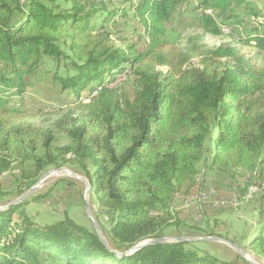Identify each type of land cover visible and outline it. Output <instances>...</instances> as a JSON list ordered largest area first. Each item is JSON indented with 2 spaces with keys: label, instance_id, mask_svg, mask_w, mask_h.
Here are the masks:
<instances>
[{
  "label": "trees",
  "instance_id": "obj_1",
  "mask_svg": "<svg viewBox=\"0 0 264 264\" xmlns=\"http://www.w3.org/2000/svg\"><path fill=\"white\" fill-rule=\"evenodd\" d=\"M89 1L0 0V176L15 164L33 163L34 171L22 177L19 197L50 167L69 164L91 183L108 218L109 227L99 222L101 229L110 245L123 252L167 236L170 227L178 226L176 198L197 185L206 153L213 167L248 172V179L264 176V66L232 43L207 49L193 64L179 46L180 34L169 26L189 1L202 9L199 26L214 36H221L222 25H230L220 22L242 24L247 16L262 17V10L250 0H137L129 8L149 37L146 48L138 51L127 40L123 46L115 44L103 28L129 8L109 11L96 28L97 11ZM238 42L254 43L264 52L262 35ZM46 57L56 61L55 70L44 69ZM62 62L66 73L59 71ZM40 73H50L54 85L78 99L87 91V100L77 106L82 121L74 120L59 132L24 122L33 115L23 108L24 94ZM120 75L132 76L131 91L122 83L112 86ZM46 195L32 194L0 210V264L244 260L220 258L200 250L195 241L158 242L120 256L106 247L92 225L69 215L45 225L35 222L25 206ZM205 209L187 212L195 217ZM179 227L174 236L191 229ZM196 230L218 236L213 229ZM247 248L264 262V219Z\"/></svg>",
  "mask_w": 264,
  "mask_h": 264
},
{
  "label": "rangeland",
  "instance_id": "obj_2",
  "mask_svg": "<svg viewBox=\"0 0 264 264\" xmlns=\"http://www.w3.org/2000/svg\"><path fill=\"white\" fill-rule=\"evenodd\" d=\"M250 1L255 2V4L262 10V17L257 19L247 16L242 24H233L231 23L233 21H227L226 23L220 22L221 24H230L222 25L221 36H214L205 33L199 26L198 17L201 15L202 9L197 8L195 1L185 2L181 5L174 14L169 26L170 28H175L180 34L179 46L189 52L193 64H198V59L201 58L202 54L207 49L216 48L221 44L232 43L238 45L248 58L253 57L260 65L264 66L263 51H260L254 43L245 45L238 42L239 38L255 36L256 34L264 36V0ZM131 2L136 3L137 0L89 1L88 4L90 9L97 11L94 18L96 28L102 27V20L107 16L109 11L121 12L119 10L128 9ZM103 28L106 32L111 33L114 43L120 46H123L124 40H127L129 44L134 45L136 50L141 51L146 48L149 42V37L145 33L143 23L137 16H135V13L131 8L125 12V16L119 14L115 16L114 19H110V21L103 25ZM64 48L67 51L65 46H63V49ZM44 67L45 70H55L56 61L52 58L46 57ZM59 71L61 73H66L63 62L60 65ZM50 76V73H40L37 79L34 80V85L29 87L25 92L23 108L33 115L27 117L24 122L42 128H51L54 131L59 132L62 131V127L64 126L69 127L74 120L82 121V118L84 117L80 110L77 109V106L81 102L87 100L86 96L88 93L87 91H84L81 98L78 99L72 93H68V91H61L59 85H54L51 82ZM125 78L126 76L124 75L118 76L116 82L113 83L112 86L122 83L121 87L127 92L131 91L132 76L128 79ZM94 94L95 92H93V95ZM63 166L83 175L75 171L69 164ZM56 168L58 167L53 166L47 171ZM33 171V163L25 162L22 164H15V167L5 171L0 176V207L7 206L18 198L16 195L21 187L20 185L22 183L21 180L23 175ZM45 173H43L41 177ZM247 175L248 172L224 170L222 168L213 167L211 164L210 153H206L200 164V174L197 185L188 193H184V191L180 192L176 198L173 210L177 216L174 221L178 222V226L170 227L166 231V235L174 236L177 234L179 232L177 231L179 226L181 230L184 228H191V231L186 229L184 236L192 237H203V235L198 233L196 227H201L205 230L213 229L218 233V236L216 235L217 237H222L235 242L240 247L246 249L249 253L247 255L251 256L253 261L259 264H264L260 258L248 250L247 243L249 238L241 242H238V240L233 238V235L236 234L239 229L238 222L235 221L236 218L245 220L248 223L246 229L248 230L247 234H251L252 230L258 227L259 222L264 219V197H261L264 196L263 194H255L250 201L243 204L242 208L238 211L221 210L209 206L205 209L203 215L192 217L191 212H187L188 209H185L184 207L186 196V199H188V196L198 188V184L202 187L204 182L207 184V186L205 185L206 188L213 191L214 197H228L235 191L245 194L244 192H247L251 185H255L258 182L264 183V176L255 175L248 179L250 176ZM46 193L47 195L45 197H42L39 200L30 201L29 204L25 206L26 212L35 222L45 225L58 221L66 215H69L77 222L91 227L92 222L87 214L84 202L85 183L81 179L61 172L56 174L55 172L40 184V187L35 191L34 195H43ZM89 202L96 218L98 215L97 220L108 228V218L101 211L102 209L99 208L93 193H91ZM221 214L223 215V219L219 217L222 216ZM14 218L17 220L18 215H15ZM219 234L221 236H219ZM195 242L200 250H208L223 259L234 260L237 259L238 256H241L235 248L224 241L196 240ZM242 258L244 260H240L239 264H253L244 257Z\"/></svg>",
  "mask_w": 264,
  "mask_h": 264
},
{
  "label": "water",
  "instance_id": "obj_3",
  "mask_svg": "<svg viewBox=\"0 0 264 264\" xmlns=\"http://www.w3.org/2000/svg\"><path fill=\"white\" fill-rule=\"evenodd\" d=\"M64 173L66 175L81 179L84 183H85V193H84V202H85V209L87 211V214L92 222V226L93 228L96 230V232L98 233L100 239L102 240V242L106 245V247L117 253L118 255L122 256V255H126V254H133L134 252L138 251L139 249H142L143 247L149 245V244H154V243H158V242H184V241H196V240H202V241H224L226 243H228L229 245H231L233 248H235L239 254L244 257L246 260L252 262L253 264H259L255 261H253L251 258H249L247 256V254H249L246 249L240 247L238 244H236L235 242H232L228 239H224L222 237H217V236H203V237H196V236H164V237H160V238H154V239H149V240H145L131 248H129L126 251L120 252L118 250H115L110 243L108 242L106 236L104 235L100 223L97 220V218L95 217L91 207H90V196L92 193V185L89 182V180L83 176L80 175L74 171H72L70 168L61 166L58 167L56 169L53 170H49L47 171L29 190H27L26 192H24L21 196H19L16 200H14L13 202H11L12 204H18L21 203L24 199L28 198L29 196H31L32 194L35 193V191L40 187V184L46 179L48 178L51 174L53 173ZM10 203V204H11ZM9 205V204H8ZM7 205V206H8ZM7 206L4 207H0V210L5 209Z\"/></svg>",
  "mask_w": 264,
  "mask_h": 264
},
{
  "label": "built area",
  "instance_id": "obj_4",
  "mask_svg": "<svg viewBox=\"0 0 264 264\" xmlns=\"http://www.w3.org/2000/svg\"><path fill=\"white\" fill-rule=\"evenodd\" d=\"M204 183L201 189L197 191V195L192 196L191 199L184 200L185 209L195 214H201L208 205H212L217 209L240 210L242 205L248 202L255 194L264 193V183H258L251 185L244 195L235 191L229 197H214L213 191L206 188L207 184Z\"/></svg>",
  "mask_w": 264,
  "mask_h": 264
},
{
  "label": "crops",
  "instance_id": "obj_5",
  "mask_svg": "<svg viewBox=\"0 0 264 264\" xmlns=\"http://www.w3.org/2000/svg\"><path fill=\"white\" fill-rule=\"evenodd\" d=\"M186 198H187V196H186ZM185 198V199H186ZM212 208V207H211ZM223 214V213H222ZM221 214V215H222ZM247 215V214H246ZM220 218H222L223 219V215L222 216H219ZM232 217V216H231ZM233 219H235V218H233ZM235 221H237L238 222V232L236 233V234H234L233 235V238L235 239V240H238V242H241V241H244V240H246L247 238H251L252 236H253V232H254V230H252V232H251V234H247L248 232V230H246L247 229V227H248V223L245 221V220H240V219H235Z\"/></svg>",
  "mask_w": 264,
  "mask_h": 264
},
{
  "label": "bare ground",
  "instance_id": "obj_6",
  "mask_svg": "<svg viewBox=\"0 0 264 264\" xmlns=\"http://www.w3.org/2000/svg\"><path fill=\"white\" fill-rule=\"evenodd\" d=\"M57 174V173H56ZM252 174H248V176H251ZM253 175H255V174H253ZM205 177V176H204ZM263 181V180H262ZM199 189H201V186H199V184H198V188H196V190L195 191H193L189 196H188V199H191V197L192 196H195V195H197V191L199 190ZM249 258H252L251 256H249V255H247Z\"/></svg>",
  "mask_w": 264,
  "mask_h": 264
}]
</instances>
